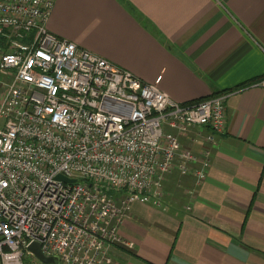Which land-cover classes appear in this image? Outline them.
<instances>
[{"label": "built area", "instance_id": "2783aa9c", "mask_svg": "<svg viewBox=\"0 0 264 264\" xmlns=\"http://www.w3.org/2000/svg\"><path fill=\"white\" fill-rule=\"evenodd\" d=\"M55 2L0 0V264H28L33 242L61 264H112L111 246H130L132 202L162 205L175 170L206 179L212 149L194 153L180 135L224 131L231 91L173 99L161 76L147 82L50 31Z\"/></svg>", "mask_w": 264, "mask_h": 264}, {"label": "crops", "instance_id": "0c3cea01", "mask_svg": "<svg viewBox=\"0 0 264 264\" xmlns=\"http://www.w3.org/2000/svg\"><path fill=\"white\" fill-rule=\"evenodd\" d=\"M47 26L177 101L231 91L224 131L180 135L212 149L206 179L175 170L162 205L132 202L112 264H264V0H56Z\"/></svg>", "mask_w": 264, "mask_h": 264}, {"label": "water", "instance_id": "95a60500", "mask_svg": "<svg viewBox=\"0 0 264 264\" xmlns=\"http://www.w3.org/2000/svg\"><path fill=\"white\" fill-rule=\"evenodd\" d=\"M60 178L64 179L65 181H75V178H68L64 175H59ZM29 249L35 254V256L40 259L41 261L47 263V264H52L59 262L57 256L51 255V256H46L42 250L41 244L39 242H33L29 245Z\"/></svg>", "mask_w": 264, "mask_h": 264}, {"label": "rangeland", "instance_id": "374dc122", "mask_svg": "<svg viewBox=\"0 0 264 264\" xmlns=\"http://www.w3.org/2000/svg\"><path fill=\"white\" fill-rule=\"evenodd\" d=\"M0 79H2V75L0 74ZM4 85H3V83L2 82H0V98H1V95H2V93H3V89H4V87H3ZM228 92V91H227ZM165 189H166V181H165V183H164V194H163V198H164V195H165ZM191 189V187H189L188 188V192H189V190ZM189 194L191 195V193L189 192ZM164 201V200H163ZM28 261V264H47V263H45V262H43V261H41L40 259H38L37 257H30V258H28L27 259ZM52 264H55V263H52ZM59 264H61L60 263V261H59Z\"/></svg>", "mask_w": 264, "mask_h": 264}, {"label": "trees", "instance_id": "16d2710c", "mask_svg": "<svg viewBox=\"0 0 264 264\" xmlns=\"http://www.w3.org/2000/svg\"><path fill=\"white\" fill-rule=\"evenodd\" d=\"M218 93H220V92H218ZM218 93H215V94H213V95H216V94H218ZM203 99V98H202ZM55 264H59V262H56Z\"/></svg>", "mask_w": 264, "mask_h": 264}]
</instances>
